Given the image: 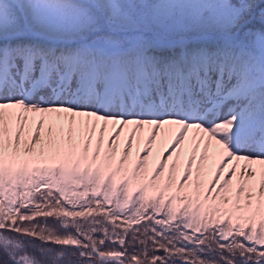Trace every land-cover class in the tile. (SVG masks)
Listing matches in <instances>:
<instances>
[{
  "label": "snow or ice",
  "instance_id": "1",
  "mask_svg": "<svg viewBox=\"0 0 264 264\" xmlns=\"http://www.w3.org/2000/svg\"><path fill=\"white\" fill-rule=\"evenodd\" d=\"M0 264H264V0H0Z\"/></svg>",
  "mask_w": 264,
  "mask_h": 264
}]
</instances>
